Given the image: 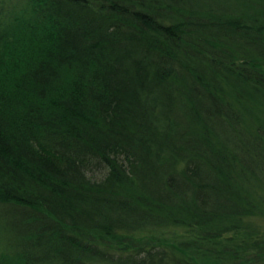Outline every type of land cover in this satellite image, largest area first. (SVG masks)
Here are the masks:
<instances>
[{
  "label": "trees",
  "instance_id": "16d2710c",
  "mask_svg": "<svg viewBox=\"0 0 264 264\" xmlns=\"http://www.w3.org/2000/svg\"><path fill=\"white\" fill-rule=\"evenodd\" d=\"M0 264H264V0H0Z\"/></svg>",
  "mask_w": 264,
  "mask_h": 264
},
{
  "label": "rangeland",
  "instance_id": "374dc122",
  "mask_svg": "<svg viewBox=\"0 0 264 264\" xmlns=\"http://www.w3.org/2000/svg\"><path fill=\"white\" fill-rule=\"evenodd\" d=\"M4 212H6V211H3V210L0 211L1 214ZM253 222H254V224H256L260 228L261 231L264 232V213H263L262 217H260V218H253Z\"/></svg>",
  "mask_w": 264,
  "mask_h": 264
}]
</instances>
